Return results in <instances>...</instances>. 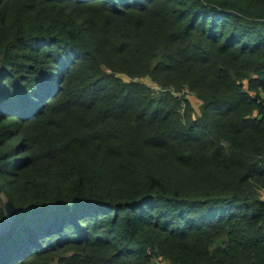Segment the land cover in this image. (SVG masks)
Here are the masks:
<instances>
[{
    "label": "trees",
    "instance_id": "1",
    "mask_svg": "<svg viewBox=\"0 0 264 264\" xmlns=\"http://www.w3.org/2000/svg\"><path fill=\"white\" fill-rule=\"evenodd\" d=\"M261 88L264 0H0V264H264Z\"/></svg>",
    "mask_w": 264,
    "mask_h": 264
},
{
    "label": "rangeland",
    "instance_id": "2",
    "mask_svg": "<svg viewBox=\"0 0 264 264\" xmlns=\"http://www.w3.org/2000/svg\"><path fill=\"white\" fill-rule=\"evenodd\" d=\"M124 77L126 78H130L129 75L125 74V73H121ZM144 81L146 82H150L151 84V87L154 88V90H158L160 89V85L154 81H152L149 77L147 76H144L143 78ZM184 91H185V94L189 97V99L191 100L192 104L194 105L195 107V110L198 109V105H199V102H200V98L193 92V91H190L188 88H184Z\"/></svg>",
    "mask_w": 264,
    "mask_h": 264
},
{
    "label": "built area",
    "instance_id": "3",
    "mask_svg": "<svg viewBox=\"0 0 264 264\" xmlns=\"http://www.w3.org/2000/svg\"><path fill=\"white\" fill-rule=\"evenodd\" d=\"M260 95L264 97V88L260 89ZM261 194L264 196V190H262ZM171 264L168 261H165L160 255L153 254L150 258V264Z\"/></svg>",
    "mask_w": 264,
    "mask_h": 264
},
{
    "label": "water",
    "instance_id": "4",
    "mask_svg": "<svg viewBox=\"0 0 264 264\" xmlns=\"http://www.w3.org/2000/svg\"><path fill=\"white\" fill-rule=\"evenodd\" d=\"M1 192H2V191H1ZM2 194L4 195V197H5L6 201H7V204L9 205V207H10V209H11V215H10V217L6 220V222H4L3 224H0V227L4 226L6 223H9V222H10V220H11V216H12V214H13V210H12V208H11V203H10V199H9V197H8L4 192H2Z\"/></svg>",
    "mask_w": 264,
    "mask_h": 264
}]
</instances>
